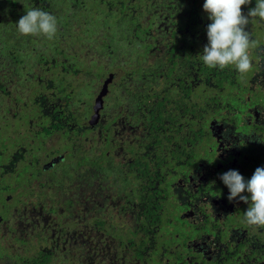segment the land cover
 <instances>
[{"label": "flooded vegetation", "instance_id": "1", "mask_svg": "<svg viewBox=\"0 0 264 264\" xmlns=\"http://www.w3.org/2000/svg\"><path fill=\"white\" fill-rule=\"evenodd\" d=\"M62 4L70 6L64 1ZM61 29L57 33H60ZM247 30L250 31L249 28ZM81 34L85 35L82 29ZM40 36L39 42L45 43L47 37ZM256 36H253L252 40H256ZM260 41L262 45L259 46L257 43L255 52L264 46V40ZM57 42L54 39L49 43L46 42L51 49L38 52L34 56L47 53L49 60H66L69 68L73 63H79V66L75 67L77 74L61 73L64 79L69 84L71 82L69 77L81 76L80 85L93 86L90 85L91 80L89 82L87 80L93 78L94 66L86 68L85 62L83 64L78 60L79 57L73 54L66 55V47L62 46L61 42ZM57 44L61 45L59 49L62 52L56 48ZM249 55L254 68L246 74L242 75L238 71H217L227 76L231 74L229 78H232L224 81L228 85L217 87L220 91L225 90L230 100L218 102L223 108L222 113L218 115L209 114L199 107L201 80L199 76L197 77L198 71L186 72L195 76L194 85L191 87L193 92L189 96L183 95L184 86L177 85L178 88H175L170 86L172 83L169 77L160 78L159 81L162 83L160 88L165 96L164 118L171 111L174 113L180 110L178 115L186 116L187 121L180 124L176 132L160 131L161 140L163 139L160 146L153 148V144H148L149 141H143L144 147L138 152L135 150L136 143L146 137L144 127L139 124L152 112V98L144 96L146 100L143 109L141 108L140 114L136 112V105L140 103L136 100L139 98L138 87L127 82L128 78L122 76L121 81L124 82L118 86L126 94H130L134 101L130 102L132 107L125 117H121L122 106L119 108L116 106L121 101L118 88L114 92L113 104L106 101L109 92L112 93L113 85H116L115 74L108 72L105 77L103 73L98 76V85L93 93L95 96L92 102L82 103L83 107H80V110L85 112L83 117L79 118L84 124L85 131L79 132V136L87 139L88 131L94 129L98 132L97 142L96 139H90L87 145L81 142V147L85 146L81 150L82 156L85 157L80 170L83 178L81 190L87 187L86 195L89 190L90 192L94 190L98 203L103 198L105 204L114 201L115 206H119L118 211L133 222L132 227H127L125 231L121 230L124 235L119 233L127 242L124 246L132 248L128 259L124 258L119 264H264V228L248 226L244 222V213L249 205L242 201L237 203L239 198L229 202L227 199L229 189L220 179V176L227 171L237 170L247 181L256 168L264 167V142H260L261 139L264 140V64L262 62L264 57L258 52ZM31 68L35 69L37 66ZM57 69L60 72V68ZM39 71L38 68L36 79L32 81L30 87L35 96V116L38 115L35 123L41 128L35 133L46 129L47 132L43 133L45 137L64 134L63 131L69 130L72 125L67 124L64 128L63 124L56 122V119H52L50 115L43 117L50 113L54 106L55 92L49 80L40 77ZM110 74L112 78L107 83V93L103 96V105L99 109L97 122L90 124L95 99ZM153 75L150 72L149 76L143 77L146 80L143 82L149 85V91L155 81ZM68 90L76 95L73 89L68 88ZM175 99L188 110L183 111L179 108L174 103ZM189 99L193 101L189 103ZM108 106H111L112 110L105 115ZM40 112L45 114L41 115ZM200 113H203L201 117ZM74 119L78 120L73 118V121ZM55 126L57 128H54ZM201 127H205L203 132ZM66 136L70 144L71 138L69 135ZM147 137L151 139L152 133L149 132ZM69 144L63 146L64 151H67L66 154L58 153L59 151L56 150L50 155L49 160L44 161L40 166L44 167V170H49L56 164H61L64 158L73 161L75 155L70 154ZM86 147L90 150H86ZM105 156L113 163L110 168L104 166ZM92 161L96 164H91ZM152 170L154 172L149 174L148 172ZM146 178L149 180H145ZM62 185H65L67 194L71 192L69 183L59 186ZM242 195L250 194L245 192ZM105 222L107 221L104 219L97 220V224L103 225ZM99 242L102 243V240ZM123 244L124 241L118 239L116 250L124 248ZM96 248L92 250L101 253L108 261L109 258L104 254L103 249L99 251Z\"/></svg>", "mask_w": 264, "mask_h": 264}, {"label": "rangeland", "instance_id": "2", "mask_svg": "<svg viewBox=\"0 0 264 264\" xmlns=\"http://www.w3.org/2000/svg\"><path fill=\"white\" fill-rule=\"evenodd\" d=\"M96 3L93 0H85L84 7L86 8L81 7V9L83 8V11L87 12L86 9ZM252 3L254 2L252 1ZM53 4L58 7V10H61V7H65L63 13L66 14L67 19L70 21L71 37L69 40L67 38L65 42H61L62 46L66 47V53L72 50L71 53L79 57L78 60H81L83 64L85 62L86 68L94 66L92 67L93 78L87 80V82L91 80L92 83L90 85L93 86L80 85L81 76H78L79 78L72 76L68 78L71 82L68 84L69 87L66 86V88L72 90L71 86H73L72 91H76V100L85 96L86 102L90 103L95 96L93 93L98 85V76L103 73V77H105L108 72H113L117 86L113 85L112 93L109 92V97L106 101L113 104L115 100L114 92L118 88L121 101L116 106L118 108L122 106L123 115L120 116L125 117L130 107H132L130 102L134 100L130 94H126L122 88H119L124 82L121 81V77L128 78L127 82L137 85L138 91L144 92L143 88L148 90L149 87H143L145 85L143 81H146L143 77L149 76L150 72L147 74L144 71L138 72L134 58L129 60L132 49L129 48L130 45L125 41V37L115 34L114 39H110L107 36L108 41L110 40L108 47L105 46L101 49L93 47L101 44L98 40V38L101 40L100 36L106 37L103 28L99 29L100 22H97V20L90 21L92 22L91 24H96L95 30L98 34L80 36L78 31L80 30L81 32V29H84V25L80 27V22L85 21V14L78 13L79 8L63 5L59 0H54ZM255 4L252 7L248 5L242 6L243 13L246 15L250 8L255 7ZM252 19L253 21H250L252 24L249 23L248 25L251 38L258 34L259 36H256L258 40L256 39V41H259V46H261L262 42L260 40H264V21L259 18ZM85 22L89 23L88 20ZM57 24L58 30H60V24ZM159 24L160 22L157 20L154 27L157 29ZM112 28L115 29V26L112 25ZM116 28L119 31L120 26L117 25ZM40 38L41 36H33V41L23 38L21 43L13 38V41L8 46L14 45L13 47L18 56L24 49L23 54L28 58L34 59L36 53L46 52L51 49L46 42H39ZM258 54L264 57V46L259 50ZM262 62L264 64V60ZM146 65L147 63L144 66ZM73 66L78 67L79 63H73ZM151 69H154V66H151ZM37 70L38 67L35 69L29 68L28 75L33 71L36 76ZM94 75L97 77L95 78ZM223 83L225 86L228 85L225 84L226 82ZM22 84L24 85V83ZM30 87L25 89L23 87L15 88L13 98H10L9 95L1 96L3 99L0 103L5 105L7 99L9 112L4 111L5 115L0 119V138L7 137L6 143L10 141L21 142V144L13 146L11 151H15L17 149L16 146L24 145V147H27L30 154L32 153L31 160L33 159V163L31 169H27L24 172L28 174L33 170V173L37 174L40 172L38 163L42 165L44 161H48L50 155H53L56 150L59 151L58 153L66 154L67 151H64L63 146L69 143L67 142L68 136L62 133L52 134L48 137L44 136V132L35 133L41 128L35 123L38 115L35 116V96H33ZM40 89H43V87H40ZM212 89L214 88L210 86L208 91L212 92ZM67 91L70 92L69 90ZM216 95L220 97L218 100L221 102L228 100L226 92L216 91ZM69 100L70 104L75 103V100L71 98ZM35 102L37 103L38 99ZM82 103L80 102L79 104L81 108L83 107ZM111 110V106H108L105 115ZM82 112L83 110H81ZM84 114L78 115L83 116ZM110 124L112 125L111 122ZM2 131H4V134H2ZM97 138L98 132L93 129L88 131L87 139L86 137L85 139L80 137L78 133L71 139V143H76L75 145H78L82 150L85 146L81 147V142H85L87 145L90 139H96L97 142ZM85 149L90 150L89 147ZM64 161L65 163H63ZM64 161L59 165L56 164V166L45 173H38L33 178V181L30 178H28V181L21 179L18 172L13 177L10 172L0 175V180L8 182L12 188L8 191L4 189L3 185L0 186V264H7L13 257L5 258L12 254L22 256L23 259L29 261L33 258L42 257L43 254H51L50 264H86L87 262H89L88 264H112L113 262L114 264H119L124 258L128 259L131 254L129 251L132 248L124 246L127 242L124 240V236L121 238L119 233L124 235L122 233L125 231L124 229L132 227L133 222H130L126 215L118 211L119 206H115L114 201L105 204L106 201L103 198L98 203L97 197L94 196V190L91 192L89 190L86 195L87 187L81 190V181H83L81 171L79 172L72 166L73 161L70 158H65ZM24 169L25 166H20L18 171ZM41 170H44V167ZM59 181H67L70 184L71 192L67 194L65 185L60 187ZM90 189H92L91 183ZM64 195H67L70 199ZM84 196L86 197L83 198ZM98 219H104L107 222L103 225L97 224ZM6 225L12 228L7 231ZM118 239L124 241V248L121 247L120 250H116ZM99 240H102L104 248L103 246L101 248L110 262L109 260L106 261L101 253L92 250L95 244H100L97 243ZM91 241H93L94 245H90L89 248L83 247V243Z\"/></svg>", "mask_w": 264, "mask_h": 264}, {"label": "trees", "instance_id": "3", "mask_svg": "<svg viewBox=\"0 0 264 264\" xmlns=\"http://www.w3.org/2000/svg\"><path fill=\"white\" fill-rule=\"evenodd\" d=\"M59 1H64L75 8H79V12H75L85 14V21L88 20L89 23L87 24L85 21H81L80 23L81 26L84 25V29L82 30L86 35L92 36L98 34L95 30L96 24H91L92 22L90 21L97 20V22H100L99 29L103 28L106 37L100 36L101 40L99 38L98 40L101 44L94 45L93 47L100 49L105 46L108 47L110 45V40L108 41L107 36H109L110 39H114L115 34L125 37V41L130 45L129 48L132 49L129 60L134 58L137 65V71L152 72L154 74L155 82L152 84L153 89L150 91L144 90V92H137L139 98L136 100L140 103L136 105V112L139 114L146 98H152V112L147 114L144 118V122L139 124L144 127L146 137L144 136L143 140L136 143L135 150H137V152L144 147L145 141H149L148 144H153V148L154 146H160L161 141L163 140H161L160 131L169 132L172 130L173 132H176V130L179 129L180 124L186 123L187 121L186 116L178 115L180 110H177L174 113L171 111V113L164 118L163 110L165 96L162 94V88H160L162 86V83L159 81L160 78H165V76L169 77L172 83L170 86H174L175 88H178V86H184L183 95L189 96L193 92L191 87L194 85L193 81L195 76L186 72L194 70L198 71L197 77L199 76L201 80L199 83L201 87L199 107L206 110L209 114L218 115L222 113L223 108L218 105V102L221 101L218 100L220 97L216 95V91L225 92V90L220 91L217 87L225 86L223 82L226 81V79L232 78H229L231 74L227 76L225 73L220 74L217 73V71L230 72L238 70L231 65L222 70L218 67L208 68L200 58L204 46L208 43L207 26L211 23L208 14L203 10L205 0H93L97 3L86 9L88 13L83 11V8H86L84 7L85 0ZM252 1L256 3V0ZM53 3L54 0H0V101L3 99L1 96L4 95H9L10 98H13L12 96L17 87H23L24 89L30 87L32 81L36 79V76L33 71L31 72L32 74L30 73V75H28L29 68L36 65L40 69L38 73L40 74V77L43 80H49V84L52 85V90L55 92V97L53 98L54 108L52 107L53 109L51 108L50 113L43 117L50 115L52 119H56V122L59 121L60 124H63L64 128L67 127V124L72 125L69 130L63 131L65 135H69V138L72 139L77 133H83V131H85L84 124L79 120V118H82L83 116L78 115L85 112L83 111L81 113L79 104L80 102L88 104L84 99L85 97L76 100L74 92L70 93L67 91L68 89H66V86L69 87V85L62 74H67V72H69L68 74L75 75L77 74L75 71L76 68L74 66L69 68L64 59L49 60L47 58V53H39V55L37 57L34 56L33 59L26 57L23 54V49V52L18 56L13 47L14 45L8 46L13 41V38L20 43L23 38L33 41L34 38L32 39L33 36L31 35H20L16 24L21 16L25 15L28 10L33 8H39L57 18V23H60L62 29L60 33H56L53 38L54 40H57L58 42H65L67 38L69 40L71 37V28L70 21L67 19L66 14L63 13L65 7H61V10H58V7ZM254 3L248 6L252 7ZM81 7L83 8L81 9ZM157 20L160 24L156 29L154 24H156ZM250 21H253V19ZM112 25L115 26V29L112 28ZM117 25L120 26L119 31H117ZM78 32H80V30ZM80 36H84V34L82 35L80 32ZM51 40L52 39L49 40L47 38L46 42L49 43ZM253 41H255V44L250 47V54H254L255 47L257 43H259V41H256L255 39H253ZM60 47L61 45L57 44L56 48L59 49ZM59 50L61 51V49ZM71 52L72 50L68 53H64L71 56ZM145 63H147L146 66H144ZM51 64L53 66H51ZM151 66H154V69H151ZM57 68H60V72ZM253 68L254 63L252 61L251 69ZM49 71L52 72L49 73ZM21 82L24 83V85ZM239 84L241 83L239 82ZM145 86L149 87L146 83L143 87ZM210 86H213L212 88H214L211 90L213 93L208 91ZM71 88L73 89L74 87L71 86ZM144 96H146L145 99ZM70 98L75 100L74 104H70ZM182 98L183 96L181 97V100ZM188 101L191 103L193 99H189ZM227 101L230 100L228 99ZM174 103L179 108H182L183 111L188 110V108L182 106L178 100L175 99ZM7 105V99L5 105H1L0 103V111H2L0 112V119L5 115L4 111L7 113L9 112ZM40 114L43 115L45 113L40 112ZM202 115L203 113H200V117ZM73 118H77L78 120L74 119L73 121ZM54 128L57 127L55 126ZM204 128L205 127H201V132L204 131ZM43 132L46 133V129ZM149 132L153 135L151 139L150 137H147ZM2 134H4V131H2ZM6 138L7 137L0 138V175L8 174L10 172L13 177L18 172L21 179L28 181V178H30L32 179L31 181H33V178L36 177L38 173L41 174L47 172L48 169L41 170L42 167L37 162L40 172L35 174L32 170L30 173L26 174L24 171L31 169L33 163V159L31 160L32 153L30 154L27 147H24V145L20 147L16 146L17 149L11 151L13 146L21 144V142L10 141L6 143ZM169 140H171V138ZM75 144L76 143H70L68 147L70 154L75 155L72 166L80 171L83 167L82 165L85 157L82 156L81 148ZM151 151L153 153L152 149ZM146 154H148L147 149ZM64 159L62 161H64ZM136 160H138V158H136ZM63 163H65V161ZM91 164H96V162L92 161ZM112 164L111 159L105 156L104 166L110 168ZM20 166H25V169L18 171ZM143 170L147 172L146 169ZM153 172L154 171L152 170L148 173L152 174ZM145 180L148 181L149 179L146 178ZM59 182L60 184L68 183L67 181ZM1 185H3L4 189L8 191L12 189L8 182L0 180V186ZM26 188H28V186H26ZM64 196L70 199L67 195ZM5 227H7V231L9 228H12L7 225ZM99 241H97V243H100ZM90 245H93V241L83 243L84 248H88ZM101 246H103L102 243H100V245L95 244L93 248L97 247L96 250L101 251ZM9 257L13 258L10 259L7 264H50L51 261V254H43L42 257L33 258L31 261L25 260L22 256L15 254L9 255L5 259H8ZM88 263L89 262L86 264Z\"/></svg>", "mask_w": 264, "mask_h": 264}, {"label": "clouds", "instance_id": "4", "mask_svg": "<svg viewBox=\"0 0 264 264\" xmlns=\"http://www.w3.org/2000/svg\"><path fill=\"white\" fill-rule=\"evenodd\" d=\"M251 3L252 0H205L203 10L211 23L207 26L208 43L200 58L208 68L222 70L231 65L242 75L252 68L249 49L255 42L247 29L252 18L264 21V0H256L255 7L245 15L242 6ZM16 24L18 32L24 36L43 35L53 39L58 31L57 18L39 8L28 10ZM220 179L229 189V202L239 198L237 203L242 201L249 205L244 222L264 228V167L256 168L247 181L237 170L227 171ZM245 192L250 195H242Z\"/></svg>", "mask_w": 264, "mask_h": 264}, {"label": "water", "instance_id": "5", "mask_svg": "<svg viewBox=\"0 0 264 264\" xmlns=\"http://www.w3.org/2000/svg\"><path fill=\"white\" fill-rule=\"evenodd\" d=\"M112 78V74L109 75V77L107 79H105L104 83H103V88L102 90L99 92V94L97 95L96 99H95V104L93 106L94 108V113L92 114L89 123L90 124H94L97 122L98 116H99V109L102 107L103 105V96L106 95L107 93V83L111 80ZM56 160V159H55Z\"/></svg>", "mask_w": 264, "mask_h": 264}]
</instances>
